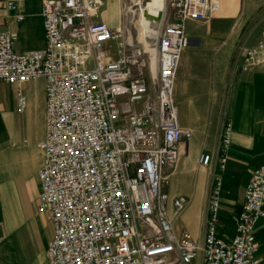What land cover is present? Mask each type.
<instances>
[{
    "label": "built area",
    "instance_id": "2783aa9c",
    "mask_svg": "<svg viewBox=\"0 0 264 264\" xmlns=\"http://www.w3.org/2000/svg\"><path fill=\"white\" fill-rule=\"evenodd\" d=\"M147 1L119 0L112 26L98 20L100 0H42L39 49L16 52L12 33L0 31V80L17 87L18 111L26 106L21 85L44 80L36 200L52 226L47 263L193 264L201 248L200 264H258L253 228L264 216V163L249 171L233 234L219 231L228 122L213 163L209 152L199 155L212 177L200 246L187 229L173 228L185 197L161 188L192 134L179 124L173 100L180 56L191 41L185 22L208 19L219 0H163L152 48L140 29ZM240 58L243 70L264 68V25Z\"/></svg>",
    "mask_w": 264,
    "mask_h": 264
},
{
    "label": "crops",
    "instance_id": "0c3cea01",
    "mask_svg": "<svg viewBox=\"0 0 264 264\" xmlns=\"http://www.w3.org/2000/svg\"><path fill=\"white\" fill-rule=\"evenodd\" d=\"M100 1L102 6L105 0ZM10 2L16 3V10L7 8ZM106 2L108 8L109 4L115 3L114 9L118 11L119 0ZM41 5L42 0H0V31L12 33L14 51L43 47ZM16 12L23 13V18L18 20ZM258 19L264 20V0H219L218 8L207 20H187L185 31L191 41L181 53L173 85L178 122L190 129L191 138L206 130L209 116L224 117L225 123L230 124V142L224 150L230 164L227 168L225 165L224 175H221L226 196L220 202L219 218L223 227L229 230L225 232L219 227L225 237L234 232V218L243 199L249 171L264 163V68L243 70L240 53L233 63H229L233 41L224 42L223 38L237 35L245 22ZM98 20L112 26L117 24L112 22L111 16L105 17L101 12ZM192 25L205 27V30H192ZM263 25L264 21L254 39L245 46L256 41ZM197 46L204 50V59L192 57V50ZM217 46L220 49L211 61L209 53ZM16 88L14 84L0 80V264H48L45 251L52 226L46 213L37 209L36 200L39 190L37 170L42 160L38 141L44 135V80L38 77L21 85L26 97L22 111L15 106ZM222 126L218 124L219 131ZM218 140L219 135L209 146L195 140H191L190 146L189 140L180 145V151L187 157L184 155L174 173L177 170L187 173L194 186L184 194L186 203L177 214L182 227L174 221L172 224L175 232L187 229L194 239L200 227L204 229L206 206L204 197L199 195V176L186 168V159L191 154L196 161L197 152L206 148L202 152H209L213 163L215 155L222 152ZM202 152L198 154L197 162ZM207 168L210 173L205 172L206 179L201 182L205 189L203 196L207 178L211 177V168ZM238 170L244 178L238 190L231 194L230 179ZM166 192L170 196L179 195L172 189ZM253 233L258 243L255 256L261 264L264 263V216L256 220Z\"/></svg>",
    "mask_w": 264,
    "mask_h": 264
},
{
    "label": "rangeland",
    "instance_id": "374dc122",
    "mask_svg": "<svg viewBox=\"0 0 264 264\" xmlns=\"http://www.w3.org/2000/svg\"><path fill=\"white\" fill-rule=\"evenodd\" d=\"M114 5H115V3H111V4H109V8H108V3L105 0L103 5L100 7V12L103 13V15L105 17L111 16L112 22L115 23V22H118L119 15H118V11L117 10L115 11ZM263 21L264 20H262V19L249 20L241 26V29L238 31L237 35L223 38V40H225L224 42H227V41L232 42L233 41L232 46H231V50H230L229 56H228L229 63H233L235 57L240 53L242 47L249 44L254 39V36H255L256 32L258 31V29L261 27ZM213 22H215V20H213ZM191 29L196 30V31H203V30H205V27H201L198 25H192ZM149 47L152 48V46H149ZM219 49L220 48L217 46V48H214L213 52L209 53L210 54L209 58L211 61L214 60V56ZM192 57L200 60V59H204L206 57V55H205L204 50L201 49L199 46H197L196 48H193V50H192ZM179 117H180V113H179ZM206 123H207V127H206L205 131H203L202 133H198L197 136L189 139V146L191 144V140L206 142L207 146H209L211 143H214L216 137L220 134V131L218 129V124L222 126L225 123V118L219 117V116H209L207 118ZM206 150L207 149L204 148V149H201L197 152L196 161H195V158H193L192 155L190 154L188 156V158L186 159V165H185L186 168L190 172H192L196 175L198 174V176H199L198 177L199 178L198 189H200L199 195L204 197V205L205 206L207 204V200L209 197L211 177L209 176L207 178V189H206L205 195L203 196V193H204L203 191L205 189H204V187L201 186L202 185L201 182H204V180L206 179L205 172H207V174H208L209 169L207 167H203L202 165H200L199 162H197V157H198V154L200 152L206 151ZM184 155H185V152L181 151L176 165L168 172V175H167L168 181L166 183H163L161 188L163 191H170V189H172L175 192L179 193V195H183L184 197H186L184 194L186 192H189L191 190V188L194 186L193 180L190 179V176L187 173L179 172L178 170L174 173L175 168L178 165H180V162L183 160ZM225 155H226V158L228 159L226 162V168H227V166L230 164V158H228L227 152H225ZM185 156L187 157V155H185ZM177 169H178V167H177ZM219 172L222 176L224 175L223 171H219ZM243 178H244V175L239 170H238V172H236L235 175H233V177L230 179L232 182V186L230 187L231 194H233L235 191L238 190L239 185L242 184L241 182H242ZM225 192L226 191H225L224 185L221 184L220 192L218 195V199L220 202L222 201L223 197L226 196ZM219 212H222V209H219ZM172 221H174L180 227H182V223H181L182 220L177 214L173 217ZM219 227H220V229H224L225 232H229V230L224 228L221 223L219 224ZM202 237H203V226L200 227V230L197 234V237L195 238V240L199 246L202 244ZM200 263H201V248L198 249V253H197V255L193 261V264H200ZM261 264H264V263H261Z\"/></svg>",
    "mask_w": 264,
    "mask_h": 264
},
{
    "label": "water",
    "instance_id": "95a60500",
    "mask_svg": "<svg viewBox=\"0 0 264 264\" xmlns=\"http://www.w3.org/2000/svg\"><path fill=\"white\" fill-rule=\"evenodd\" d=\"M145 5L146 9L143 12L144 40L147 45L153 47L163 11V0H148Z\"/></svg>",
    "mask_w": 264,
    "mask_h": 264
},
{
    "label": "bare ground",
    "instance_id": "6f19581e",
    "mask_svg": "<svg viewBox=\"0 0 264 264\" xmlns=\"http://www.w3.org/2000/svg\"><path fill=\"white\" fill-rule=\"evenodd\" d=\"M140 29H142L141 31V33H142V35H143V38H144V31H145V27H144V20H142V24H141V28ZM145 41V40H144ZM146 43V42H145ZM147 46H149V45H147Z\"/></svg>",
    "mask_w": 264,
    "mask_h": 264
}]
</instances>
